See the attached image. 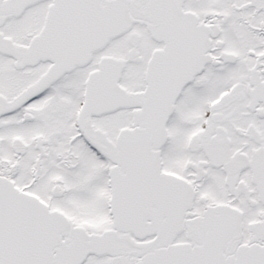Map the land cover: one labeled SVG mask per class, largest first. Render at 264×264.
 Masks as SVG:
<instances>
[{"label":"snow or ice","instance_id":"6c2138e0","mask_svg":"<svg viewBox=\"0 0 264 264\" xmlns=\"http://www.w3.org/2000/svg\"><path fill=\"white\" fill-rule=\"evenodd\" d=\"M0 264H264V0H0Z\"/></svg>","mask_w":264,"mask_h":264}]
</instances>
